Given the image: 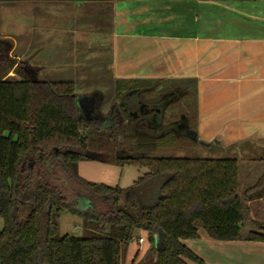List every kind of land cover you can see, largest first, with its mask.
<instances>
[{
	"label": "trees",
	"instance_id": "1",
	"mask_svg": "<svg viewBox=\"0 0 264 264\" xmlns=\"http://www.w3.org/2000/svg\"><path fill=\"white\" fill-rule=\"evenodd\" d=\"M28 1L113 0L0 4ZM12 48L11 39L0 37V264H123L141 229L150 233L153 251L138 264H187L195 256L182 240L196 237L199 227L216 240L264 242V158H203L191 147L173 154L182 150L175 141L180 131L153 136L131 119L103 114L102 103L86 118L72 80L39 78L37 67L12 56ZM113 83L115 107L128 94L153 103L174 91L177 98L163 111L191 94L197 98L194 78ZM180 115L189 122L184 110L171 122ZM87 153L147 172L125 188L91 182L78 174L80 160L94 159ZM160 177L150 195L148 184ZM63 212L81 219V236L59 232Z\"/></svg>",
	"mask_w": 264,
	"mask_h": 264
},
{
	"label": "crops",
	"instance_id": "2",
	"mask_svg": "<svg viewBox=\"0 0 264 264\" xmlns=\"http://www.w3.org/2000/svg\"><path fill=\"white\" fill-rule=\"evenodd\" d=\"M84 3L109 10L101 32H113L114 78L196 80L199 144L206 153H222L203 158H264V0ZM79 32L58 27L45 36L40 32L38 46L52 38L57 48L80 43L92 52L91 32ZM0 37L13 39L7 32ZM211 241L233 254V264H253L264 255L263 241ZM182 242L192 248L189 239Z\"/></svg>",
	"mask_w": 264,
	"mask_h": 264
},
{
	"label": "rangeland",
	"instance_id": "3",
	"mask_svg": "<svg viewBox=\"0 0 264 264\" xmlns=\"http://www.w3.org/2000/svg\"><path fill=\"white\" fill-rule=\"evenodd\" d=\"M109 19V10L104 9L98 3L78 2L72 5L61 2L28 1L0 4V32H7L13 36L12 42L14 41L15 46L11 51L12 56L37 67L38 77L41 79L48 81L72 80L76 85L78 97L89 98L91 94H95L97 102L102 103L98 107L100 112L111 113L110 115L114 116L115 105L113 104L112 89L115 78L110 68L113 32H101L103 25L108 26ZM57 27L64 29L65 32H71L74 28L81 31L79 33L91 32L94 41L93 47H91L92 52L80 43L76 47H70L66 43L67 45L63 48H57L53 45L52 38L46 40V42L49 41V44L39 47V42L43 40L45 34L54 32V28ZM40 32H44V36H40ZM9 75H13V73L10 72ZM97 90L104 94L101 99ZM195 109L197 113V103L191 94L172 108L165 110L161 122L163 124L170 123L178 118L180 110H184L188 116L190 127L196 130ZM94 114L93 111H90L88 118ZM138 129L146 128L138 125ZM146 130L153 136L156 131L154 127H148ZM175 135L177 136L175 138L176 146H180L182 150L173 154H185L191 147L193 154L199 157L222 155V153L217 154L210 150L206 153L199 142L181 132ZM135 141L141 142L142 139H135ZM166 152L172 154L170 150ZM146 172L145 168L134 165L120 166L90 158L82 159L78 163V174L81 177L110 187H128ZM162 182V177L152 180L147 187L149 194L152 195ZM58 223L61 234L75 237L83 234L82 221L78 216L63 212L59 216ZM2 227L3 222L0 217V229ZM139 237L143 239L140 244L138 243ZM188 239L192 248L186 244L185 246L197 259L187 257L185 258L187 264H233V258L229 259V256H233V254L228 255L227 252L218 248L202 227L198 228L196 237ZM151 247L150 233L144 229L138 230L136 236L127 245L123 264H138L145 261ZM252 263L264 264V255H260V258L254 257Z\"/></svg>",
	"mask_w": 264,
	"mask_h": 264
},
{
	"label": "flooded vegetation",
	"instance_id": "4",
	"mask_svg": "<svg viewBox=\"0 0 264 264\" xmlns=\"http://www.w3.org/2000/svg\"><path fill=\"white\" fill-rule=\"evenodd\" d=\"M102 97L103 96H100V99ZM78 98L79 97H77V102ZM175 98H177V95L174 91H172L163 95L160 99H157L153 103H147L141 100L138 97V94H128L124 97V100L119 102L118 106L115 107L113 115L126 117V120L131 119L137 126L140 125L144 128L154 127L156 129V133L165 132L170 129L178 130L185 135H195L194 130L190 127L189 122L185 119V117H183V115H180L179 120L168 124H163L161 122V118L164 114V107ZM97 105H99V103L97 102L96 95L91 94L89 98L84 97L81 100L80 109L83 114H87L88 117V113L90 111H93V113L99 112L96 108ZM196 138L197 137L195 135L193 139L197 140Z\"/></svg>",
	"mask_w": 264,
	"mask_h": 264
},
{
	"label": "water",
	"instance_id": "5",
	"mask_svg": "<svg viewBox=\"0 0 264 264\" xmlns=\"http://www.w3.org/2000/svg\"><path fill=\"white\" fill-rule=\"evenodd\" d=\"M85 96H80L79 98H78V105H79V107L81 108V100L84 98ZM93 105V104H92ZM94 106V105H93ZM86 114V113H85ZM85 117L86 118H88L87 117V114L85 115ZM187 136H189V137H191V138H194L195 137V135H192V134H186ZM87 155H89V157H91V158H94V159H97V155H95V154H93V153H87ZM150 252H152L153 251V242H152V247L150 248V250H149Z\"/></svg>",
	"mask_w": 264,
	"mask_h": 264
},
{
	"label": "built area",
	"instance_id": "6",
	"mask_svg": "<svg viewBox=\"0 0 264 264\" xmlns=\"http://www.w3.org/2000/svg\"><path fill=\"white\" fill-rule=\"evenodd\" d=\"M143 242V239L141 237L138 238V243H142Z\"/></svg>",
	"mask_w": 264,
	"mask_h": 264
}]
</instances>
